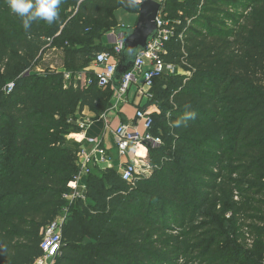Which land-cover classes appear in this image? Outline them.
I'll return each instance as SVG.
<instances>
[{
	"label": "trees",
	"instance_id": "1",
	"mask_svg": "<svg viewBox=\"0 0 264 264\" xmlns=\"http://www.w3.org/2000/svg\"><path fill=\"white\" fill-rule=\"evenodd\" d=\"M139 4L63 0L55 23L26 33L0 0V264H34L66 208L57 264H263L264 0H165L175 36L163 59L178 72L150 91L164 124L153 115L161 143L138 153L149 174L95 168L80 200L64 198L85 146L71 138L80 116L98 119L115 93L80 77L111 50L115 13ZM52 51L61 68H42ZM185 105L196 119L171 128Z\"/></svg>",
	"mask_w": 264,
	"mask_h": 264
},
{
	"label": "built area",
	"instance_id": "2",
	"mask_svg": "<svg viewBox=\"0 0 264 264\" xmlns=\"http://www.w3.org/2000/svg\"><path fill=\"white\" fill-rule=\"evenodd\" d=\"M154 1L161 4V6L165 2V0ZM156 25L158 29L156 38L149 44L145 52L137 56L134 68L124 75L120 88L118 90L114 89V97L119 103L125 102L128 92L135 87H139L145 97L151 100L150 91L154 86L155 80L162 78L165 74L178 72L175 66L167 64L163 59L166 53V45L174 38L175 32L169 22L164 19L162 10L156 19ZM105 39L107 41L105 44L111 50L100 52L96 55L93 62V68H95L94 77L87 78L84 75L80 77L82 86H91L95 83L102 89L113 88V78L121 62L123 35L118 34L117 31H110L105 35ZM65 77L69 79V75H65ZM12 88L13 84H9L6 88V93H10ZM135 118L136 123L134 125L122 123L112 131L116 149L121 157L135 152L138 159V150L142 145L161 143V139L155 138L152 134L154 124L152 113L142 108L137 110ZM78 126L81 131H85L87 128V124L83 122H79ZM86 141L87 143L78 153V174L69 184L72 194L64 197L70 204L82 198V189L84 188L85 190L83 179L91 174L92 169L104 170L110 162V157L101 146L100 140L89 138ZM120 173L122 179L127 182H132L142 175L138 171L135 162H129ZM69 217V210L66 208L62 215L46 226L40 245L41 256L34 264H57L62 249V230L67 224Z\"/></svg>",
	"mask_w": 264,
	"mask_h": 264
},
{
	"label": "crops",
	"instance_id": "3",
	"mask_svg": "<svg viewBox=\"0 0 264 264\" xmlns=\"http://www.w3.org/2000/svg\"><path fill=\"white\" fill-rule=\"evenodd\" d=\"M118 14L121 13V20L117 19L120 27H131L132 20L130 14L124 10H118ZM127 15H124L126 14ZM94 72L95 68H91ZM148 100L144 93L138 88H132L123 103H119L115 97L112 99V107L106 111L104 114L100 115L98 119L94 120V115L85 110L82 115L83 118L79 122L87 124L85 131H81L78 135H73L72 138L80 144L85 145L87 139L94 138L101 141V146L106 150L108 156L110 157V162L107 168H113L119 172L123 170L125 165L129 162H136L135 152L130 153L128 156L121 157L116 149L112 131L120 124H135L136 123V112L139 109H144L145 111L156 113L157 105L147 106ZM142 107V108H141ZM153 113V114H154ZM140 152V148L138 153ZM140 159V158H138ZM87 178L83 179V183L86 184ZM84 192V188L82 189Z\"/></svg>",
	"mask_w": 264,
	"mask_h": 264
},
{
	"label": "water",
	"instance_id": "4",
	"mask_svg": "<svg viewBox=\"0 0 264 264\" xmlns=\"http://www.w3.org/2000/svg\"><path fill=\"white\" fill-rule=\"evenodd\" d=\"M162 6L154 0L141 1L137 9L138 19L134 27H121L118 34L123 35L121 62L113 78V89L118 90L124 75L131 71L137 56L145 52L149 44L156 38L158 29L156 19Z\"/></svg>",
	"mask_w": 264,
	"mask_h": 264
},
{
	"label": "clouds",
	"instance_id": "5",
	"mask_svg": "<svg viewBox=\"0 0 264 264\" xmlns=\"http://www.w3.org/2000/svg\"><path fill=\"white\" fill-rule=\"evenodd\" d=\"M10 12L17 16L23 30L30 31L33 23L41 21L52 25L59 19V9L63 0H5ZM128 8H134L136 0H121ZM196 112L191 110L190 105L184 106L183 113L170 122V127L179 129L188 126V122L196 119Z\"/></svg>",
	"mask_w": 264,
	"mask_h": 264
},
{
	"label": "rangeland",
	"instance_id": "6",
	"mask_svg": "<svg viewBox=\"0 0 264 264\" xmlns=\"http://www.w3.org/2000/svg\"><path fill=\"white\" fill-rule=\"evenodd\" d=\"M137 1H141V0H137ZM129 14H130L131 20L133 22L131 27H134L136 22H137L138 15L135 13H129ZM117 15H118L119 20H121V18H120L121 13L120 14H118L117 12L115 13V17H116V20L118 22ZM124 15H127V13ZM118 24H119V22H118ZM104 42L107 43L106 39H104ZM41 64H42L41 65L42 68H47L50 66L53 68H61L62 65H61V54H60V52H53V51L48 52L45 55L43 62ZM91 68H93V64L91 65ZM153 113H152V115H154L155 119H156V128L159 130L162 127V125L164 124V122H162V120H161V117L164 115V112H161L160 108L157 106L156 113H154V114ZM158 117H159V119H158ZM81 118H83V115L80 116V119ZM140 150H142V148H140ZM135 164L137 165L138 171H140L142 173V175H148L149 174L151 166H150V164L147 163L146 160L136 159ZM92 171L95 172L96 171L95 168L92 169Z\"/></svg>",
	"mask_w": 264,
	"mask_h": 264
}]
</instances>
